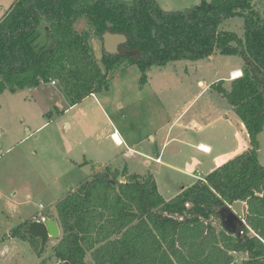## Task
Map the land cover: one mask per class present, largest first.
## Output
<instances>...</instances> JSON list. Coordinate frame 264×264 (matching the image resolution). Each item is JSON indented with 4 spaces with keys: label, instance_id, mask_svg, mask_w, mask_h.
<instances>
[{
    "label": "trees",
    "instance_id": "obj_1",
    "mask_svg": "<svg viewBox=\"0 0 264 264\" xmlns=\"http://www.w3.org/2000/svg\"><path fill=\"white\" fill-rule=\"evenodd\" d=\"M261 0H200L169 11L156 0H14L0 19V95L56 82L70 106L108 90L114 73L136 66L139 84L151 67L198 61L219 53L242 59L241 76L210 89L227 101L244 126L249 148L169 200L151 173L104 167L55 203L60 237L52 256L61 264H264V11ZM239 17L243 35L220 29ZM84 19L87 28L75 24ZM126 42L118 54L89 40L105 33ZM49 113H47V116ZM242 203L237 232L222 223ZM219 221V227L214 220ZM26 221L8 236L30 238ZM33 238V237H31ZM245 258L237 261L236 255ZM41 264H44L41 262Z\"/></svg>",
    "mask_w": 264,
    "mask_h": 264
},
{
    "label": "rangeland",
    "instance_id": "obj_2",
    "mask_svg": "<svg viewBox=\"0 0 264 264\" xmlns=\"http://www.w3.org/2000/svg\"><path fill=\"white\" fill-rule=\"evenodd\" d=\"M161 8L169 11L184 10L200 0H156ZM259 9L264 11V0ZM14 0H0V19ZM241 18L224 20L220 29L235 33L242 38ZM87 28L84 19L78 20L75 29ZM97 59L102 55V43L97 37L89 40ZM242 64L239 56H224L219 53L211 59L198 61L179 60L163 67H151L147 72V83L139 84L140 74L136 66L120 69L109 81L108 90L96 93L104 112L101 113L93 98L70 106L57 86L43 85L38 91L24 90L14 94L0 95V264H57L52 256V247L58 239L50 238L43 248L36 238L25 240L8 236L21 224L29 221L38 212L55 215L54 206L72 190L91 180L93 170L100 161L109 156V167L123 168L121 154L124 147L114 148L109 134L115 128L121 133L143 137L136 150L152 149L150 138L155 136L160 143L179 132L210 136L215 131L224 132V125H232L237 132V152L220 149V144L211 142L213 152L199 157L205 159L202 169L190 167L187 156L173 161L174 165L187 166L192 174L202 177L217 166L234 158L249 148V142L240 133V121L228 105L209 85L226 81L229 71ZM201 82L202 84H199ZM229 83L224 86L228 87ZM128 101L132 103L128 105ZM47 113L49 115L47 116ZM179 117L175 125L169 126ZM222 120H221V119ZM195 119L197 128L190 126ZM239 124V125H238ZM206 127V130H202ZM145 133H149L147 137ZM205 141V140H203ZM258 159L264 163V129L258 136ZM176 150L186 153L187 148L170 141L165 147V157ZM103 156L96 158L95 153ZM105 152V154H104ZM98 159V160H97ZM145 159L131 160L128 172L147 173ZM101 164V163H100ZM158 192L165 200L177 195L183 187L190 185L187 175L160 164L152 163ZM161 168V171L157 170ZM52 214V215H51ZM219 227V221L214 220ZM245 258L236 255L237 261ZM86 262L92 264L87 258Z\"/></svg>",
    "mask_w": 264,
    "mask_h": 264
},
{
    "label": "crops",
    "instance_id": "obj_3",
    "mask_svg": "<svg viewBox=\"0 0 264 264\" xmlns=\"http://www.w3.org/2000/svg\"><path fill=\"white\" fill-rule=\"evenodd\" d=\"M98 41H99V39H98ZM211 57H209L208 60H210ZM234 72H240L241 73V64H240V66H237V67H235L229 71V76L224 83H229L231 80H233V73ZM47 84L52 86V87H55V86L51 85L50 83H47ZM47 84H42L35 89H29V90L33 91V92L35 91V93H36V91H38L40 87H42L43 85H47ZM199 84H202V83L199 82ZM210 86L211 85H209V88H210ZM87 98H93V101L95 103V107H97L99 109V111H101V113L104 112V109L102 107L101 102L96 98V94H93ZM131 104L132 103H130L128 101V105L130 106ZM178 119H179V117H177L175 119V121L170 124L169 129L175 125V123L177 122ZM190 126L193 127L194 129L197 128L196 123H195V119H191ZM232 127H233L232 125L228 126V125L223 124L222 128H224V130H225L224 132L218 130V131H215L214 134H212L210 136H203V137L196 135V134H193V133H188V132L183 131V132H179L177 137H172L168 140H165L162 143H160V141L157 142L155 139V136H153L152 138H150V141L153 144L152 149L140 150V151L136 150L134 147L139 145L140 142L143 140V137H141V136L133 135L130 133H128L127 135H124L123 133H121L119 131V129L115 128L114 131L109 134V140L111 142V145L114 148L115 147L116 148L124 147V152L121 154L122 160L125 162V166H123V168L124 167L126 168V166L128 165V163L131 160H135V159H137V157H139V158L145 159L144 161L146 163V168L148 169L147 173L153 172L155 174V171L151 167V165H152V163H157V164H160V166L165 168V169H170L173 171H179V172L187 175L188 178L191 179L190 185H192L197 180H203V178L206 175L204 177H202L199 173L192 174L188 171L187 168H185L187 166L174 165L173 161L177 162L180 159L179 156L180 157L187 156L188 159H191L190 161H191L192 165L190 167L196 168V169L197 168L202 169V167H204V165H205V159L204 158L201 159L199 157L209 155L213 152V149L211 148V146H214V145L211 142L220 144V149H223V150H229L230 149V152H237L238 147L237 146L234 147V144L236 143V138H237L238 134H237V132H235L234 128H232ZM201 129L206 130V127H202ZM239 130H240V133L244 134L246 139L248 140V135H247L246 130H245V128L241 122H240ZM113 134H115V136H117L118 142L116 139L113 140L114 139V138H112ZM145 134L147 137L150 136L149 133H145ZM203 140H205V141H203ZM170 141H176V143L184 145L187 148L186 152H188L189 154H186L183 152L181 153V151L176 150L175 153H170L168 156H166L165 162L162 163L163 161L161 160V158H164V156H165L164 151H165L166 144ZM248 142H249V140H248ZM199 146H202L203 149H200ZM95 154H96V158L103 156L102 152L95 153ZM104 154H105V152H104ZM106 155L108 156L106 161H100L101 166L95 167V169L93 170V174L99 172L100 170H102L106 166H108V167L110 166V163H111V159H109L110 155H108V154H106ZM219 166H217V167H219ZM123 168H119V167L113 168L112 167V169H119V170H121ZM157 170L161 171V168L157 167L156 171ZM129 173H131V172H129ZM147 173H145V174H147ZM154 174H152V175H154ZM140 175H142V174H140ZM187 186H189V185H187ZM60 235H61V233H60ZM57 264H61V263H57Z\"/></svg>",
    "mask_w": 264,
    "mask_h": 264
},
{
    "label": "water",
    "instance_id": "obj_4",
    "mask_svg": "<svg viewBox=\"0 0 264 264\" xmlns=\"http://www.w3.org/2000/svg\"><path fill=\"white\" fill-rule=\"evenodd\" d=\"M126 40L124 35L107 32L102 36V47L109 54H118V46L124 44ZM100 166V163L96 164V167ZM222 223L228 232L236 233L238 226L243 223L242 203L237 202L231 208L226 209L222 216ZM26 232L29 236L38 239L42 248L50 238L60 237L59 224L55 220L47 221L45 224L30 223Z\"/></svg>",
    "mask_w": 264,
    "mask_h": 264
},
{
    "label": "built area",
    "instance_id": "obj_5",
    "mask_svg": "<svg viewBox=\"0 0 264 264\" xmlns=\"http://www.w3.org/2000/svg\"><path fill=\"white\" fill-rule=\"evenodd\" d=\"M50 84L53 85V86H56V82L55 81H51ZM112 138H114L113 140H115V134L112 135ZM199 148L203 149L202 146H199ZM43 211H44V206L39 204L38 212L31 216V218L29 220L30 223L45 224L47 221L55 220L50 215L42 213Z\"/></svg>",
    "mask_w": 264,
    "mask_h": 264
},
{
    "label": "bare ground",
    "instance_id": "obj_6",
    "mask_svg": "<svg viewBox=\"0 0 264 264\" xmlns=\"http://www.w3.org/2000/svg\"><path fill=\"white\" fill-rule=\"evenodd\" d=\"M239 76H241V73H240V72H234V73H233V79H235V78H237V77H239ZM115 139H116L117 142H118L117 136H115Z\"/></svg>",
    "mask_w": 264,
    "mask_h": 264
}]
</instances>
